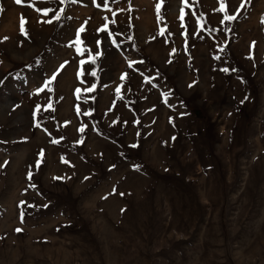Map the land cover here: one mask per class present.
<instances>
[{
  "label": "rangeland",
  "instance_id": "374dc122",
  "mask_svg": "<svg viewBox=\"0 0 264 264\" xmlns=\"http://www.w3.org/2000/svg\"><path fill=\"white\" fill-rule=\"evenodd\" d=\"M225 4L0 0V264H264V0Z\"/></svg>",
  "mask_w": 264,
  "mask_h": 264
},
{
  "label": "snow or ice",
  "instance_id": "6c2138e0",
  "mask_svg": "<svg viewBox=\"0 0 264 264\" xmlns=\"http://www.w3.org/2000/svg\"><path fill=\"white\" fill-rule=\"evenodd\" d=\"M15 2L16 3H21L22 2V0H15ZM185 2H186V0H185ZM221 4H222V7H221V9H220V11H226V4H225V0H221ZM48 11H51L50 9H45L44 10V12H45V14H47V12ZM56 19H59V16H56L55 17ZM182 18V17H181ZM235 17L234 16H231V15H229V16H226V19H228V20H232V19H234ZM45 22H48V23H51V20H49V21H45ZM26 23V21L23 19V17H21V29H22V31H24V34L25 35H27V32H26V30H24V28H23V25ZM105 28L107 27V25H105L104 26ZM101 31L102 30H104L103 28L102 29H100ZM79 31H84V29L83 28H81ZM5 39H7V37H5ZM76 43H82L79 39L76 41ZM225 71H227L226 69H225ZM54 78V77H53ZM92 89H88V91H91ZM78 92L80 91V90H77ZM83 129H81V131H82ZM17 231H20V229H17Z\"/></svg>",
  "mask_w": 264,
  "mask_h": 264
}]
</instances>
